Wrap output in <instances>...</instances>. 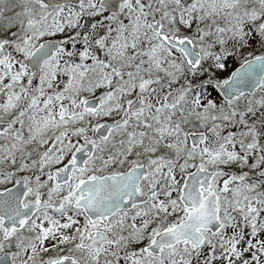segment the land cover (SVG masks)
Instances as JSON below:
<instances>
[{
    "label": "snow or ice",
    "instance_id": "snow-or-ice-1",
    "mask_svg": "<svg viewBox=\"0 0 264 264\" xmlns=\"http://www.w3.org/2000/svg\"><path fill=\"white\" fill-rule=\"evenodd\" d=\"M0 264H264V0H0Z\"/></svg>",
    "mask_w": 264,
    "mask_h": 264
}]
</instances>
